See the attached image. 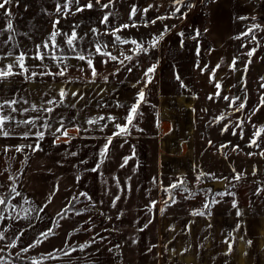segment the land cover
Wrapping results in <instances>:
<instances>
[{
  "label": "rangeland",
  "instance_id": "obj_1",
  "mask_svg": "<svg viewBox=\"0 0 264 264\" xmlns=\"http://www.w3.org/2000/svg\"><path fill=\"white\" fill-rule=\"evenodd\" d=\"M209 1L185 0L193 7H181V13L176 16H171L172 0H115L110 9H101L92 0L93 8L81 12H76L75 5L58 12L66 0H13L7 6L10 17L0 9V56L8 52L14 56L24 53L26 67L36 73L57 72L69 65L64 76L26 79L27 74H13L0 83V97L27 100V104L17 105L19 108L35 104L38 109H53L40 111L35 127H17V138H0V185H3L0 195L11 193L12 187L21 194L9 199L4 212L5 216L14 218L0 220V232L5 236L0 241L2 253L30 259L36 264H234L237 255L238 264H264V156L259 154L264 151V143L259 148L248 146L253 132L264 129V87L261 86L264 82L251 74L248 66L243 87L238 85L229 92L220 83L221 95L241 97L245 103L243 110H235L220 97L208 99L218 91L214 69L205 62ZM87 3L88 0H79L81 6ZM132 5L139 9L134 17L136 26L114 33V29L131 23ZM148 5L154 7L144 13ZM109 11L112 15L106 26L101 20ZM182 14L183 18H179ZM142 16L149 21L157 16L165 18L145 24ZM8 19L13 24L11 41L6 28ZM54 21L59 23L54 26ZM257 24L250 21L237 24L235 33L241 37L235 45L236 58L264 65V31L254 29ZM165 27L168 31H164ZM93 28L98 31L93 33ZM57 30L59 47L48 51V55L66 59L63 62L45 59L41 63L36 58L37 46L47 42L49 35ZM73 31L83 37L74 41L78 44L75 52L66 44ZM161 32L164 39L156 43L153 38ZM115 35L129 42L143 41L148 53H141L131 43H114ZM97 41L107 42L108 47L102 51L111 53L117 60L97 53L94 47ZM152 44L155 48L149 47ZM253 48L255 52L249 59L245 53ZM81 51L85 61L78 59ZM126 55L132 57L131 61L125 59ZM87 59L93 61L95 76ZM10 61L11 58L0 61V67H6ZM153 65L152 83L144 88L147 103L141 105L142 115L138 117V127L143 131L133 129L130 136L121 137L114 135L119 130L110 121L103 131L99 129L105 120L87 123L100 116H112L120 118L123 124L127 109L136 103L143 88L144 71ZM81 68L84 70L80 71ZM20 71L18 67L13 70ZM206 77L210 86L204 85ZM61 89L68 95L61 98ZM73 92L79 95L73 96ZM178 97L190 102L188 112L184 115L176 111L171 114L174 117L167 116V101ZM49 100L58 103H46ZM14 115L17 120H24L34 119L37 113ZM220 116L224 119L217 120ZM45 122L50 124V129L42 127ZM60 122L68 137L57 140ZM179 122L185 127L186 137L182 141L190 157L183 175L178 173L177 165L182 154L171 148L176 144L163 149L159 143V138L168 132L174 133L176 139L180 137L174 132ZM225 125L228 130L222 131ZM25 132L30 134L27 139L23 138ZM37 132L44 133L43 139H37ZM109 136L112 145L107 158L100 164L98 173L88 171L101 159L100 146ZM257 140H264V132ZM24 144H38L39 150H15L14 146ZM5 145L9 146L7 152ZM71 152L77 155L72 156ZM126 157L128 162L121 167ZM165 158L168 160L162 162ZM237 173L243 174L239 180L235 179ZM213 181H224L223 189L206 186ZM172 184H177L169 189L174 200L164 190ZM79 193H87L90 198L79 196L73 202L74 210L81 214H73L71 206L65 212L71 198ZM226 193L234 195H222ZM116 196L120 199L112 207ZM17 201L21 207L13 212L12 204ZM41 207L43 212L38 211ZM62 211L63 215L55 222ZM193 212L206 214L193 216ZM192 218L194 222L209 218L211 223L201 226L199 222L200 226L195 228ZM50 227L55 235L43 239L41 233ZM20 233L23 235L15 241L16 248L5 247L9 239ZM38 239L43 242L31 247ZM25 248L27 251H21ZM2 257L13 264L9 257Z\"/></svg>",
  "mask_w": 264,
  "mask_h": 264
},
{
  "label": "snow or ice",
  "instance_id": "obj_2",
  "mask_svg": "<svg viewBox=\"0 0 264 264\" xmlns=\"http://www.w3.org/2000/svg\"><path fill=\"white\" fill-rule=\"evenodd\" d=\"M115 0H108V3H104L102 4L101 3V0H95V3L100 5V8L101 9H110L111 6L114 4ZM13 3V0H0V9H4L5 11V14L7 16H11V13L9 11V8L7 6L11 5ZM71 5H75V8H76V12H81L83 11L85 8L87 9H92L93 8V2L92 0H88V3L81 6L79 4V0H66V3L63 4L60 8L57 9L58 12H61L63 9H69L70 10V6ZM154 5H148V7L144 8L143 9V12L144 13H147L151 8H153ZM158 7V6H156ZM181 7H187V8H191L193 7V5L191 3H185V0H172V13H171V16H176V14L178 13H181ZM139 11L138 7L136 5H132L131 6V12L129 14V21L131 22L130 24L129 23H125L124 25L116 28L113 30L114 33H117V32H120L122 31L123 29H127L129 27H135L136 26V21L134 19V17L136 16L137 12ZM75 14V13H73ZM112 15V12L109 11L108 13H106L102 20H101V23L105 24L106 26L109 24V17ZM183 15L182 14L179 18H183ZM165 17H162V16H157L156 18L152 19L151 21H149L146 16H142L141 19L145 20V24L147 23H155L156 20H162L164 19ZM170 18V17H169ZM54 26L56 24L59 23V21H54ZM6 28L9 32V35H8V41H11L13 39V35L11 34L12 31H13V24H12V21L11 19H8L7 22H6ZM98 31V29H95L93 28L92 29V32L93 33H96ZM164 31H168V28L165 27ZM107 34V33H105ZM60 35L59 31H54L53 33H51L49 35V40L47 42H44L42 45H38L37 46V59H39L41 61V63H43V61L45 59H53V60H60L61 62H63L64 59H66V57H58V56H49L48 55V51H54L56 48L59 47V45L56 43V39H57V36ZM63 35L65 36H68L67 33H64ZM181 35H183L181 33ZM82 40L83 37L82 36H78V34L73 31L70 35V37L66 40V44L68 46V48L71 50V51H76L77 47H78V44L74 43V41H77V40ZM156 43H158L159 41L163 40L164 39V34L163 32H161V34L159 36H156L153 38ZM252 39H255V35L253 33L252 35ZM4 43H7V42H4ZM114 43H124V44H128V43H131L133 45H136L141 53L143 54H147L148 53V48L147 47H144V42L143 41H137V40H132V41H128L126 38H122L120 35H115L114 36ZM50 45H51V48H50ZM155 44H152L150 45L149 47L151 48H155ZM95 47V50L97 53H99L100 55L104 56H108L111 60L115 61L117 60V57L116 56H112L111 53H107V52H103L102 51V48H107L108 47V43L107 42H100V41H97L96 44L94 45ZM242 47H245L244 45H242ZM255 52V48L253 49H250L247 53H245L247 56L251 57L253 56ZM123 55V53H122ZM9 58H11V61L7 64L6 67H0V83H3L5 82V78H8V77H11L13 74H16V75H25V78L26 79H31L32 77H36V76H45V75H52V76H64L69 65L65 64L64 67L62 69H59L57 72H40V73H36L34 71H31L29 67H26L24 61L26 59V54L24 53H21L19 56H14L13 52H8L6 55L4 56H0V61H3V60H8ZM78 59L80 61H85L86 57L83 53V51H81L80 53H78ZM125 59L126 60H129L131 61L132 57L131 56H125ZM86 63L87 65L91 68L92 70V75L95 76L96 75V70L93 66V61L92 59H87L86 60ZM121 63H123V61H121ZM246 65L248 63H251V61H246L244 62ZM232 64V70L233 71H238L239 68L236 67L237 65V60H233L231 62ZM39 66V65H37ZM18 67L19 69H21L20 72H17V73H14L13 70ZM44 67L46 68L47 65H44ZM59 68V66H57ZM84 69L81 68L80 71H83ZM128 71H131V69L129 68ZM155 72V66H150L148 67L145 71H144V77L145 79L143 81H141L143 83V88H141L138 92V97H137V101L136 103H134L132 106H130L128 109H127V114L126 116L123 117V120H124V123L121 124L119 122V119L120 118H117V117H112V116H108L107 118L104 117V116H100L98 117L96 120H88L87 123L88 124H96V123H99L100 120H105L106 123L104 125H101L100 126V129L101 131H103V129L105 127H107V122H111L112 125H113V128L114 129H118L119 131H116L114 132V135L115 136H121V137H127V136H130L131 133H132V130L133 129H136L137 131H143V129H140L138 127V117L142 115V112H140V107L142 104H146L147 101L145 99V91H144V88H147L149 84L152 83V74ZM262 87H264V84L261 85ZM215 87L216 89L218 90L214 96H209L208 99L209 100H214L216 97H220L221 99H223L224 101H228L229 102V106L230 107H234L235 110H243L245 108V103L244 101L242 100L241 97L239 96H233V97H229L227 95H221V88H222V85L220 83H216L215 84ZM59 95L61 98L65 97L68 95V93L66 91H64L63 89L60 90L59 92ZM73 96H77L79 95V93H76V92H73L72 93ZM82 98V97H81ZM239 101V103H237ZM27 100H24V99H20V98H9V99H4L2 97H0V138H5V139H11V138H17V133H16V128L17 127H20V126H25L26 128L31 125L33 127L36 126V120L40 119V116H39V112L40 111H44V112H52L53 109L52 108H40L38 109L37 108V105L35 104H32L30 106V108H19L17 107V105H20V104H27ZM46 103L48 104H56L58 103L57 101H52V100H49L47 101ZM262 103H264V101H262ZM36 112L37 115L34 119H24V120H17L16 119V116L14 115L15 113H20L21 115L25 114V113H28V112ZM253 112H255V109L253 110ZM217 120H222L224 119L223 116H220V117H217L216 118ZM61 123V129H57L56 131H59L60 132V136H57L56 139L59 140L61 137H68V133H67V130H63V124L62 122ZM15 125V127H14ZM237 127H240V124L237 123L236 125ZM42 127L43 128H46V129H50V124L45 122L42 124ZM254 127H256L254 125ZM228 130V127L227 125L224 126V128L222 129V131H227ZM77 131H81V129H77ZM83 131H87V129H83ZM264 132V129H258L257 131H254L253 132V135L252 137L250 138V141H249V147H253L255 146L256 148H259L260 147V143H264V140H261L260 142H258L257 140V137H260L261 136V133ZM234 135L236 133H233ZM29 133L28 132H25L24 134V137L25 139L29 138ZM36 137L37 139H43V136H44V133L43 132H37L36 134ZM53 135H55V133H53ZM70 142V138H69V141ZM211 141H209V144L211 145ZM110 145H112V137L109 136V137H106L105 138V143L103 145L100 146V151L98 153L99 157L101 158L96 166H94L93 168L91 169H87L88 171H92V172H97L99 171V167H100V164L103 163V160L107 158L108 154H109V151H110ZM5 152H7L9 146L8 145H5ZM15 147V150L17 152H22L24 151V149H31L33 151H36V150H39V145H31V144H24V145H17V146H14ZM223 147V145H222ZM234 148H238V146H234ZM261 156H264V151H261L259 153ZM70 155L72 156H75L77 155V153L75 152H71ZM248 155H252V153H248ZM128 157L124 158V162L123 164L121 165V167H123L124 165L127 164L128 162ZM81 163H87V161H81ZM255 171L253 172V175H255ZM243 176L242 173H237L235 175V179L239 180L241 179ZM0 187H3V185H0ZM177 187V184H172V185H169L168 188L164 189L166 192L169 193V197L171 199L174 200V195L169 191V189H172V188H176ZM184 191L186 192L187 189L185 188ZM11 193H13L14 195L12 196V199H15L16 197H19L21 194L17 191V189L15 187H12L11 188ZM222 195H234L233 193H226V194H222ZM79 196H84L86 198H89L87 197V193H79L78 196H74L71 198V200L69 201V205L65 207L64 211L67 212L69 210V206H71L73 208V214L75 215H80L81 213L79 211H76L74 210V204L73 202L78 200V197ZM90 199V198H89ZM120 199L119 196H116L114 201H113V204H112V207H116V201H118ZM10 203V200L8 199L7 197V194H4V195H0V220H6V219H11V218H14V217H8V216H5L4 215V212H5V209L7 208V206L9 205ZM213 203H215V201H213ZM47 205H45L44 207H46ZM234 207H236L235 203L233 204ZM21 207L19 205V202L17 201V203L15 204H12V211L13 212H16V209ZM44 207H41L40 209H38V211L40 212H43L44 211ZM152 207L154 208L155 207V202L152 203ZM204 207L207 209L208 208V205L205 204ZM33 210H36V209H33ZM22 211H25L27 212L28 210L27 209H22ZM160 212H163V209H159ZM206 213L205 212H193L192 215L193 216H203L205 215ZM210 215V211L207 213ZM16 215L18 216L19 213L17 212ZM237 215H240V213L238 212ZM25 219L27 218L26 216L24 217ZM120 217L117 216V219H119ZM59 226V225H57ZM237 227H239V225H237ZM23 233H20L19 236H16L14 235L11 239H9L8 243L5 245V247H8V248H16L17 247V244L15 243V241L17 239H20L22 237ZM50 235H55V232L52 230V228L50 227L48 229V231L46 232H42L41 233V236L43 237V239H47ZM5 240V236H4V233L3 232H0V241H3ZM43 240L41 239H38L36 244H31L30 246L35 248L38 244L42 243ZM232 249V245L231 243H229V251H231ZM4 251V248H0V253H2ZM21 251H27V249H21ZM65 255H69V253L65 252ZM0 264H8L7 261H5L3 259V257H0ZM32 264H36L35 261L32 262Z\"/></svg>",
  "mask_w": 264,
  "mask_h": 264
},
{
  "label": "crops",
  "instance_id": "obj_3",
  "mask_svg": "<svg viewBox=\"0 0 264 264\" xmlns=\"http://www.w3.org/2000/svg\"><path fill=\"white\" fill-rule=\"evenodd\" d=\"M207 12V54L205 62L209 68L214 69L215 83H222L225 87L224 89L229 92L236 90L238 85L243 87L246 82L245 79L247 80V73L245 70L248 66H250L251 74L259 77L264 82V65L259 64L258 61L253 62V60L251 61V65H249V63L246 65L244 62L249 60L244 61L243 59H237L235 52V45L238 41V37H241L235 33L237 24L245 21L257 22L258 24L254 29L264 31V0H211L208 2ZM261 23H263V25ZM234 59L237 60L236 67L239 68L238 71L232 70L231 62ZM203 80L204 85H211V83L209 84L210 81H208V77ZM177 99L178 98H174L167 101V109L165 110V112L167 111V116H173L171 114H175L176 111L184 113V115L188 112L190 102L186 101L184 98V101L186 102L182 105L178 104ZM175 107L181 109H176ZM184 128L183 123H177L174 132H178L180 136L178 139H176V135L172 132H168L159 138V143L162 145L163 149L170 148L169 146L171 143H174L176 145H173L171 148L182 154L181 158L177 161L178 173L181 175L186 172V165L190 158L189 155H186L187 149L185 150L184 142L182 141V139H185L183 137H186L184 134ZM165 160H168V158L162 159V162ZM191 222H193L194 227L197 228V226H200L199 222L201 223V226H203L204 224H210L211 220L209 218H204L203 220L200 219V221L194 222V218H192ZM255 225L256 224H254V229L256 230L257 228H255ZM243 248L244 246L242 247V250ZM238 256L239 255L234 257V264H238ZM189 262L192 263V260L188 259V263Z\"/></svg>",
  "mask_w": 264,
  "mask_h": 264
},
{
  "label": "trees",
  "instance_id": "obj_4",
  "mask_svg": "<svg viewBox=\"0 0 264 264\" xmlns=\"http://www.w3.org/2000/svg\"><path fill=\"white\" fill-rule=\"evenodd\" d=\"M13 196V193H7V197L8 199H10ZM64 211H62L61 213L57 214V216L55 217L54 221H58L59 218H61V215H63ZM2 256H6L9 257L8 254L2 253L0 254V257ZM10 262H12L13 264H32V261L30 259H21L18 257H9Z\"/></svg>",
  "mask_w": 264,
  "mask_h": 264
},
{
  "label": "water",
  "instance_id": "obj_5",
  "mask_svg": "<svg viewBox=\"0 0 264 264\" xmlns=\"http://www.w3.org/2000/svg\"><path fill=\"white\" fill-rule=\"evenodd\" d=\"M206 186L211 187L213 190H221L224 187V181H213L207 183Z\"/></svg>",
  "mask_w": 264,
  "mask_h": 264
},
{
  "label": "bare ground",
  "instance_id": "obj_6",
  "mask_svg": "<svg viewBox=\"0 0 264 264\" xmlns=\"http://www.w3.org/2000/svg\"><path fill=\"white\" fill-rule=\"evenodd\" d=\"M177 101H178V104H182V105H184L185 102H186V101H184V98H183V97H178ZM166 112H167V111H166ZM182 171H183V170H182Z\"/></svg>",
  "mask_w": 264,
  "mask_h": 264
}]
</instances>
